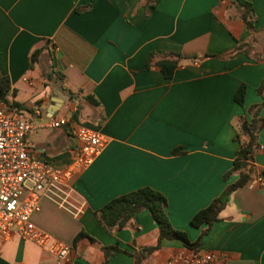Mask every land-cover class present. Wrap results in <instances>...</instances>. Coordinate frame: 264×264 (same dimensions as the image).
<instances>
[{
    "label": "crops",
    "instance_id": "1",
    "mask_svg": "<svg viewBox=\"0 0 264 264\" xmlns=\"http://www.w3.org/2000/svg\"><path fill=\"white\" fill-rule=\"evenodd\" d=\"M151 1L0 0V78L10 86L1 104L43 124L68 122L31 131L25 139L31 154L65 168L78 147L68 130L73 125L95 129L107 140L71 183L78 215L44 202L33 221L70 246L72 264H134V256L158 237L149 212L110 232L96 212L149 187L165 197L174 229L191 242L202 234L197 250L219 256L211 264H222V257L227 264H264V187L250 185L264 176V103L251 162L255 175L229 194L209 229L190 224L238 177L229 173L245 141L242 122L261 102L264 0H245L253 9L255 40L248 55L232 56L253 35L236 0H159L153 7ZM169 55L179 59L165 79L156 62ZM240 85L246 87L242 106L234 101ZM107 247L119 251L105 257ZM187 251L178 241L163 240L141 264H164ZM0 264L58 263L15 237L0 242Z\"/></svg>",
    "mask_w": 264,
    "mask_h": 264
},
{
    "label": "built area",
    "instance_id": "2",
    "mask_svg": "<svg viewBox=\"0 0 264 264\" xmlns=\"http://www.w3.org/2000/svg\"><path fill=\"white\" fill-rule=\"evenodd\" d=\"M61 126H68L66 119L43 124L34 115L9 109L0 102V242L16 237L35 245L58 264H72L70 246L38 227L33 218L44 202L70 216L78 215L80 208L71 202V183L93 163L107 140L95 129L69 126V134L78 147L71 163L60 169L31 154L25 139L35 129ZM250 185L264 187V177L256 176ZM218 258L211 252L196 250L174 254L164 264H211ZM221 260L227 264L225 257Z\"/></svg>",
    "mask_w": 264,
    "mask_h": 264
},
{
    "label": "trees",
    "instance_id": "3",
    "mask_svg": "<svg viewBox=\"0 0 264 264\" xmlns=\"http://www.w3.org/2000/svg\"><path fill=\"white\" fill-rule=\"evenodd\" d=\"M159 0H152L150 5L153 7ZM236 7L240 13V19L244 26L251 30L252 38L251 42L247 44H237L234 53L249 54L251 49L250 43L255 40L253 31V19L254 13L250 3L245 0H236ZM42 47L36 48L30 55V61L33 62L37 59ZM256 55V54H255ZM149 57L146 59V65L148 66ZM179 57L177 55H169L168 58H164L156 62L157 67L160 69L165 79H170L177 66ZM254 60H260L259 56H256ZM245 85H240L235 92L234 101L242 106L245 95ZM264 80L257 88V94L260 96L261 102L248 109V113L251 116L249 122L243 121L242 124H246L245 141L241 143L239 150L236 152L235 161L232 170L237 174V180L228 185L219 197L212 200L211 203L199 210L193 215L190 220V224L193 227H200L205 225L206 229H209L213 223L218 221V215L220 211L225 207L229 194L243 187L254 175L255 170L251 164L252 155L257 147L256 136L263 127V122L258 118V112L264 103ZM10 91L9 80L7 77L0 78V100H4ZM91 104H95L92 98H87ZM20 109L19 107H17ZM264 177L263 175H259ZM167 201L165 197L149 187H142L127 194L118 196L108 203H106L101 209L96 212V216L103 228L110 232L114 229H121L138 213L142 211H148L151 215L154 223L158 229V237L156 243L148 248L142 249L137 255L134 256V264H141L142 260L146 259L149 255L160 249L163 240L178 241L183 248L196 251L199 246L202 234L193 242L189 241L187 235L183 231L174 229L166 215ZM105 257H108L113 252L119 251L117 248L107 247L103 249Z\"/></svg>",
    "mask_w": 264,
    "mask_h": 264
},
{
    "label": "water",
    "instance_id": "4",
    "mask_svg": "<svg viewBox=\"0 0 264 264\" xmlns=\"http://www.w3.org/2000/svg\"><path fill=\"white\" fill-rule=\"evenodd\" d=\"M242 130L244 133H246V124L243 125Z\"/></svg>",
    "mask_w": 264,
    "mask_h": 264
}]
</instances>
